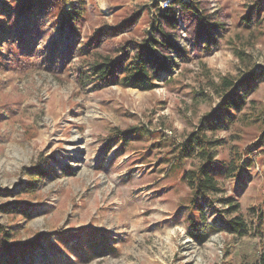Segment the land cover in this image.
Segmentation results:
<instances>
[{
  "label": "rangeland",
  "instance_id": "obj_1",
  "mask_svg": "<svg viewBox=\"0 0 264 264\" xmlns=\"http://www.w3.org/2000/svg\"><path fill=\"white\" fill-rule=\"evenodd\" d=\"M172 1L44 0L0 23V229L13 235L0 264L264 263V0H193L198 14L162 28L187 59L157 50L171 73L125 86ZM104 59L122 63L107 82L93 71ZM224 79L247 91L239 111L221 106ZM191 134L220 141L223 194L199 200L202 215L183 179L196 162L179 155ZM220 197L238 203L243 236Z\"/></svg>",
  "mask_w": 264,
  "mask_h": 264
},
{
  "label": "trees",
  "instance_id": "obj_2",
  "mask_svg": "<svg viewBox=\"0 0 264 264\" xmlns=\"http://www.w3.org/2000/svg\"><path fill=\"white\" fill-rule=\"evenodd\" d=\"M43 2L44 0H0V23H4V20L7 19L6 16L9 15L11 17L13 13H15V15L22 13L26 15V17L30 16ZM178 12L198 14L199 10L193 0H191L190 3L186 0H173L171 5L166 9L157 11L151 28L162 40L159 42L156 39L149 38L144 45H138V51H136L133 56L134 62L130 64L128 69L123 71L122 74H124V76L121 83L125 86L150 89L153 86V78H159L158 74L161 72L170 74L172 67H175V61H169L167 59L162 61L159 60L156 55L157 50L160 53L170 52L171 54H175V58L180 61L187 59L184 48L177 46L176 42L172 41L162 29L163 27H168L173 31L177 29ZM80 14L81 13L78 11H66V21L72 22L75 18H78ZM217 26L218 25L215 27ZM2 32H5V30ZM121 68V62L115 63L109 59H104L103 63L93 66V71L99 74L98 77L101 81L107 82L108 78H112L111 73ZM113 81L116 82L115 80ZM117 83H120V81L117 80ZM231 90L233 93H227ZM238 90L239 89L234 85V81L228 79L222 81L219 92L222 98L221 106L226 114H228L230 110L239 111L244 106L247 91H242L243 95L241 96ZM201 135L202 137H199L197 134L189 135L185 142L180 145L181 151L179 152L182 159H191L196 162L192 170L185 172L183 179L191 192V205H196L200 215L203 214V209L197 204L199 200L206 201L223 194L219 183L210 173V166L216 158L215 148H217L220 141H210L204 137L203 134ZM236 169L237 167L229 164L226 169V174L230 175L236 171ZM39 174L43 173L40 172ZM37 182L38 180L29 181V188H35ZM216 201L226 208L224 212L227 216H232L231 219L226 218L224 221L227 232L232 235L243 236L246 233V224L243 222L242 218L238 216V203L230 197H220ZM11 238H13L11 232L0 229V250H4L6 253L10 251L11 246H6ZM18 246L15 245L14 249H18L22 252L23 249L17 248ZM12 259H15L14 255ZM3 264L11 263L3 262Z\"/></svg>",
  "mask_w": 264,
  "mask_h": 264
}]
</instances>
